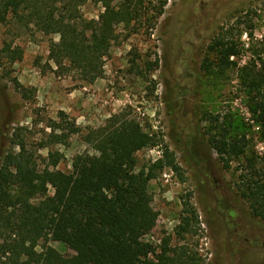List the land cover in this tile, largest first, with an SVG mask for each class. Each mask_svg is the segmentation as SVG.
Segmentation results:
<instances>
[{
	"label": "rangeland",
	"instance_id": "rangeland-1",
	"mask_svg": "<svg viewBox=\"0 0 264 264\" xmlns=\"http://www.w3.org/2000/svg\"><path fill=\"white\" fill-rule=\"evenodd\" d=\"M104 1L117 9L129 4ZM132 5L139 14L115 27L104 77L93 85L55 74L48 57L58 36L13 22L0 27V169L8 153L19 151L13 143L23 141L42 170L53 173L48 155L59 152L54 172L70 173L76 157L97 154L94 132L135 120L156 136L137 153L139 166L163 159L168 149L180 168H164L149 185L158 221L144 241L160 246L171 239L201 264H264V220L242 197L245 184L264 172V0H169L160 12L158 0ZM104 12L102 3L83 7L88 20ZM223 36L240 52L226 68L210 48ZM13 51L21 57L14 63ZM60 112L80 133L53 145L49 126L60 122ZM225 137L245 140L241 158L221 160L211 141ZM185 222L190 231L179 237ZM49 245L73 254L58 241Z\"/></svg>",
	"mask_w": 264,
	"mask_h": 264
},
{
	"label": "trees",
	"instance_id": "trees-1",
	"mask_svg": "<svg viewBox=\"0 0 264 264\" xmlns=\"http://www.w3.org/2000/svg\"><path fill=\"white\" fill-rule=\"evenodd\" d=\"M88 1L104 5L98 20L85 18ZM158 2L160 12L169 0ZM128 3L117 9L104 0H0V27L13 22L28 33L58 36V42L50 43L48 57L55 74L78 75L80 82L93 85L104 77L105 59L117 40L115 27L134 21L139 12L132 4L143 0ZM210 48L216 49L222 68L232 66L231 59L240 54L236 43L224 36ZM10 54L13 63L21 59L14 51ZM22 92L28 99L24 86ZM59 116L60 122L49 126L53 145L80 133L65 113ZM93 137L97 154L76 157L70 173L54 172L63 158L59 152L48 155L52 173L49 167L40 168L23 141L13 143L19 151L8 153L0 169V264H201L184 246L173 247L171 239L160 246L144 241L158 221L149 185L164 168L180 171L174 155L166 149L163 159L140 167L137 153L151 147L156 136L135 120L97 130ZM244 141L225 137L213 139L211 146L228 162L245 154ZM257 175L259 179L245 184L242 197L251 214L264 220V172ZM188 228L185 222L178 236ZM51 240L73 254L60 253L49 245Z\"/></svg>",
	"mask_w": 264,
	"mask_h": 264
}]
</instances>
